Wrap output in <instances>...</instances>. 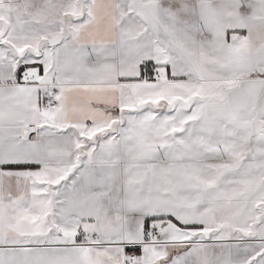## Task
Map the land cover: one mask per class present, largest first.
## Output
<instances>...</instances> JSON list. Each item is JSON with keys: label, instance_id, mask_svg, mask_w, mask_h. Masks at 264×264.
Masks as SVG:
<instances>
[{"label": "snow or ice", "instance_id": "obj_1", "mask_svg": "<svg viewBox=\"0 0 264 264\" xmlns=\"http://www.w3.org/2000/svg\"><path fill=\"white\" fill-rule=\"evenodd\" d=\"M0 264H264V0H0Z\"/></svg>", "mask_w": 264, "mask_h": 264}]
</instances>
